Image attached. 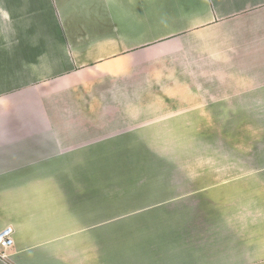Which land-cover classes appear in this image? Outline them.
Returning <instances> with one entry per match:
<instances>
[{"label": "crops", "instance_id": "crops-1", "mask_svg": "<svg viewBox=\"0 0 264 264\" xmlns=\"http://www.w3.org/2000/svg\"><path fill=\"white\" fill-rule=\"evenodd\" d=\"M249 118L264 119V0H0V264L258 260L263 159L220 175L180 160L188 189L162 218L107 188V167L141 176Z\"/></svg>", "mask_w": 264, "mask_h": 264}, {"label": "rangeland", "instance_id": "rangeland-1", "mask_svg": "<svg viewBox=\"0 0 264 264\" xmlns=\"http://www.w3.org/2000/svg\"><path fill=\"white\" fill-rule=\"evenodd\" d=\"M238 120L241 121V119ZM244 121V124L241 123V125L235 126L234 133L203 134L198 149L157 152L159 154H155L154 158L146 166L142 167L143 169L145 167V169L141 176L130 170V173L121 177L123 180L119 183L111 175L113 173L112 167H107L108 172H110H107L110 174L109 178L107 177V188H114L113 186H115L117 189H120L122 191L123 202L138 203L140 205L143 203L147 205L152 204L154 207L151 210V214L153 213V215H145L148 219L154 216V218L157 216L161 218L162 216L167 217L169 215L166 213L167 207L165 206L169 205V207H172L173 205H177V198L172 196L188 189V186L184 185L183 176L178 172V162L180 160L187 163L191 162L194 158L216 159L219 164L217 167L219 168V175L221 174L220 169L224 168L221 163L224 164L226 159H234L235 163L237 161L243 162L246 168L251 170H257L263 166L261 163L262 159L264 160V119L249 118L244 119ZM113 179L115 180V185ZM163 180H167L164 182L163 191L165 190V193L163 196L132 198L134 195L145 194V191L152 186H154V189L159 187L161 189V182ZM127 193H130L131 196H126L125 194ZM164 204L165 206H163ZM162 211L165 212L164 215L161 214ZM176 215L174 214V216ZM255 249H259L261 253L258 260H251L249 263L233 260L218 262V264H264V247H250L252 254L255 253L253 252ZM240 252L242 251L240 250Z\"/></svg>", "mask_w": 264, "mask_h": 264}, {"label": "built area", "instance_id": "built-area-1", "mask_svg": "<svg viewBox=\"0 0 264 264\" xmlns=\"http://www.w3.org/2000/svg\"><path fill=\"white\" fill-rule=\"evenodd\" d=\"M14 244V230L12 227H5L0 230V248H9Z\"/></svg>", "mask_w": 264, "mask_h": 264}]
</instances>
